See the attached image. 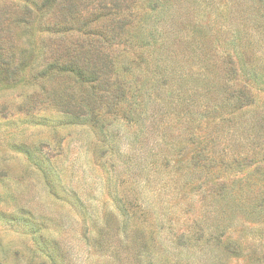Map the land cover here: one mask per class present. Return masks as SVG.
Returning <instances> with one entry per match:
<instances>
[{
    "label": "rangeland",
    "instance_id": "1",
    "mask_svg": "<svg viewBox=\"0 0 264 264\" xmlns=\"http://www.w3.org/2000/svg\"><path fill=\"white\" fill-rule=\"evenodd\" d=\"M0 264H264V0H0Z\"/></svg>",
    "mask_w": 264,
    "mask_h": 264
}]
</instances>
